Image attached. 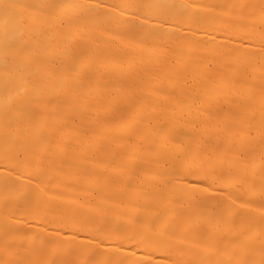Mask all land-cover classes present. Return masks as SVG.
Masks as SVG:
<instances>
[{"label":"bare ground","instance_id":"obj_1","mask_svg":"<svg viewBox=\"0 0 264 264\" xmlns=\"http://www.w3.org/2000/svg\"><path fill=\"white\" fill-rule=\"evenodd\" d=\"M0 264H264V0H0Z\"/></svg>","mask_w":264,"mask_h":264}]
</instances>
